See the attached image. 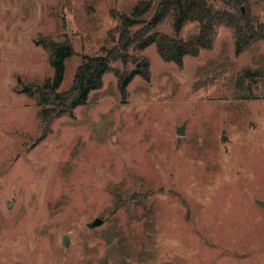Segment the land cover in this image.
<instances>
[{
	"label": "rangeland",
	"instance_id": "374dc122",
	"mask_svg": "<svg viewBox=\"0 0 264 264\" xmlns=\"http://www.w3.org/2000/svg\"><path fill=\"white\" fill-rule=\"evenodd\" d=\"M139 1L0 0V264H264L263 39L237 55L220 23L182 67L131 45L42 137L37 98L19 85L54 75L37 40L72 42L68 90L84 55L118 46ZM249 8L264 22V0ZM199 30L188 22L181 37ZM157 31L173 34L172 18ZM248 69L261 76L242 79Z\"/></svg>",
	"mask_w": 264,
	"mask_h": 264
},
{
	"label": "trees",
	"instance_id": "16d2710c",
	"mask_svg": "<svg viewBox=\"0 0 264 264\" xmlns=\"http://www.w3.org/2000/svg\"><path fill=\"white\" fill-rule=\"evenodd\" d=\"M216 2H221L223 6H216ZM169 17L172 18L173 34L157 31V27ZM121 18L118 46L114 50L104 48L99 54L84 55L68 90H61V87L66 76L67 60L76 54L72 42L51 38L37 40L39 45L50 51L54 75L42 83L24 84L19 79V85L23 93L37 98L40 108L38 117L44 129L42 137L49 132V126L55 119L65 115L73 116L77 107L87 104L91 92L103 87L104 76L113 62H128L127 51L131 45L143 50L155 44L164 61L182 67L186 56H198L202 49L213 47L216 28L220 23L233 28L237 55L253 42L264 40V22L251 13L249 0H140L130 14L123 13ZM188 22H198L200 30L193 38L184 39L181 33ZM137 26L139 29L131 33V28ZM142 65L137 74L149 80L147 60ZM118 76L120 92L126 96L134 72L120 73ZM260 76V71L248 69L241 78L255 79Z\"/></svg>",
	"mask_w": 264,
	"mask_h": 264
},
{
	"label": "water",
	"instance_id": "95a60500",
	"mask_svg": "<svg viewBox=\"0 0 264 264\" xmlns=\"http://www.w3.org/2000/svg\"><path fill=\"white\" fill-rule=\"evenodd\" d=\"M243 10L245 11V8L243 7ZM141 64H139V66H140ZM178 134H180V135H185L186 134V125H184V126H181V127H179L178 128ZM258 203L260 204V205H262V206H264V201H258ZM103 219H101V218H96L89 226L91 227V228H93V227H97V226H100V225H102L103 224ZM64 240H65V244H68L69 243V238H68V236H65V238H64Z\"/></svg>",
	"mask_w": 264,
	"mask_h": 264
}]
</instances>
